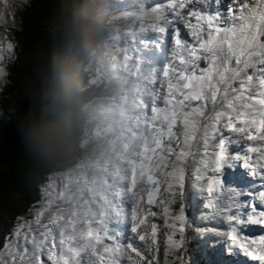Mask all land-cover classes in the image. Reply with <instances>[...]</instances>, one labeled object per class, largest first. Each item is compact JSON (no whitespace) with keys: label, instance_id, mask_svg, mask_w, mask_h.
Segmentation results:
<instances>
[{"label":"snow or ice","instance_id":"6c2138e0","mask_svg":"<svg viewBox=\"0 0 264 264\" xmlns=\"http://www.w3.org/2000/svg\"><path fill=\"white\" fill-rule=\"evenodd\" d=\"M152 10L150 30L161 40L174 21L187 32L182 37L175 29L165 63L150 69L149 85L157 87H148L135 128L99 172L65 185L54 198L64 207L45 205L35 228L22 238L15 234L2 264H160L157 220L167 229L163 264H170L189 226L183 204L172 208L187 182L211 172L207 191L214 194L223 189L219 174L226 167L264 178V0H168ZM237 141L252 143L236 150ZM196 156L200 167L193 173ZM240 207L225 233L229 251L264 264V234L242 231L264 227V209Z\"/></svg>","mask_w":264,"mask_h":264},{"label":"trees","instance_id":"16d2710c","mask_svg":"<svg viewBox=\"0 0 264 264\" xmlns=\"http://www.w3.org/2000/svg\"><path fill=\"white\" fill-rule=\"evenodd\" d=\"M18 18L16 50L0 86V253L18 218L42 200L50 175L82 153L86 107L101 86L88 73L69 75V41L109 29L95 0H74L62 14L56 0H26Z\"/></svg>","mask_w":264,"mask_h":264},{"label":"rangeland","instance_id":"374dc122","mask_svg":"<svg viewBox=\"0 0 264 264\" xmlns=\"http://www.w3.org/2000/svg\"><path fill=\"white\" fill-rule=\"evenodd\" d=\"M73 1L56 0L58 13L62 14ZM113 1L120 0H102L100 7L109 9L112 7ZM23 2L25 0H0V18L4 21L3 34L7 37L5 44L0 43L1 48H3V51H0V56L4 55L5 57L3 61H0V86L7 81L5 65L7 61L11 60V56L16 50L15 32L19 22V9ZM149 12L148 10L137 11L133 9L129 13L115 14L110 21L113 26L99 39L91 40L87 37H73L70 39L69 46L64 54L66 62L72 65L74 69L69 75L71 77H81V73H88L90 75L88 80L102 82L107 87L93 98L91 107L87 108L90 120L89 129L82 141V146L84 145L85 150L82 149V153L77 157V161L74 164L50 176L49 181L43 188L42 200L32 207L28 214L20 217L9 230L10 233L7 237L9 245L16 242L17 236L15 234L17 232L22 238L29 227H36L33 223L36 213L43 210L45 205L51 203L53 207H64L61 202L55 201L54 198L64 190L65 185L71 187L72 182L76 178L82 179L99 172L100 167L113 155L127 133L133 129V126L125 122L128 118L127 114L122 116L110 115L111 110H116L111 107V103H119L115 100L125 101L133 98L143 91L146 92L148 87H151L145 59L140 61V57L145 52L155 53V48L150 43L151 37L145 31L151 29V26L156 22V18L152 19L151 22H147L146 25L139 24L144 20V15ZM167 15L171 16V13H167ZM141 32L144 34L143 36H141ZM148 32H151V30ZM8 43L13 45L11 51L7 49ZM110 70L111 75H109ZM123 70H128V73L120 76L119 74ZM130 80L133 84H127ZM125 81L127 85L122 86ZM153 86L156 88L155 84ZM103 120L106 123H103ZM123 123L126 125L122 126ZM225 135H229V133H225ZM249 143L252 142L237 141L233 147L239 150L241 145L246 148ZM208 151L210 154L211 146H209ZM200 159V156L194 158L193 173H195L196 168L200 167L198 163ZM241 164L242 161H236V165ZM92 167H96V171L91 170ZM241 172L242 176H247L248 170L241 166L226 167L219 174L224 181L223 189L214 194H210L207 191V179L213 175L211 172L205 174V179L197 180L193 178L186 183L185 196L181 204L184 206L189 226L183 234L182 248L179 252L170 254L174 258H172L173 261L171 262V257L169 256L170 264H173V262L174 264H180V261H183V264H214L216 259L214 254L218 255L216 251L221 254L222 251L226 252L228 260H230L232 254L239 251L238 249L229 251L228 245L230 242L226 235L217 236L209 229L219 230L223 233L229 232L232 225L229 218L234 213V210L228 208V205L232 206L233 203L238 201L239 204L249 202L247 195L251 191L248 188L242 191L238 186H249L254 184V182L240 179L239 175H241ZM252 177L255 178V176ZM232 189L236 192H242L245 199L243 200L242 197V199L239 198L240 200L234 201V197L237 198L241 195H234L233 191H231ZM179 199L178 197L176 204L172 206L174 211L179 209ZM42 223H47V221L42 219ZM157 223L160 225V264H163V233L167 229L163 227L162 220H157ZM176 238H179V234ZM21 243H23L22 239ZM176 257H179L180 260L176 259ZM4 259H6V250L2 256V262ZM257 263L259 264L258 261Z\"/></svg>","mask_w":264,"mask_h":264},{"label":"bare ground","instance_id":"6f19581e","mask_svg":"<svg viewBox=\"0 0 264 264\" xmlns=\"http://www.w3.org/2000/svg\"><path fill=\"white\" fill-rule=\"evenodd\" d=\"M5 1V0H4ZM128 1H133V0H128ZM14 12V11H13ZM3 26H4V21L3 22H0V43L1 44H5V40H6V38L7 37H5L4 36V32H3ZM149 34H147V35H153V36H156L157 35V33L156 32H148ZM167 47H168V45L167 46H165V50L167 49ZM0 51L2 52L3 51V48H1V46H0ZM165 55H166V52H165ZM4 55H1L0 56V61H3L4 60ZM161 62H165V57L163 58V60H161ZM155 86L157 87V85L155 84ZM137 109H139V108H137ZM133 121H132V119H129V123H132ZM131 125V124H130ZM239 142V141H238ZM236 163V162H235ZM101 168V167H100ZM96 169V167H92L91 168V170H95ZM241 175H242V172H241ZM257 176H259V175H257ZM239 188H241V190L242 191H244L245 190V188L247 189L248 188V185H246V186H242V185H240V186H238ZM257 198V197H256ZM234 205H235V203H234ZM263 205V204H262ZM229 207L228 208H231L232 206H230V204L228 205ZM259 227H261V226H259ZM238 252V251H237ZM216 253H218V255H216V254H214L215 255V257H216V259L217 260H222V254L221 253H219L218 251H216ZM241 264H257V261H253V262H251V261H248L247 260V258L246 257H244V256H241Z\"/></svg>","mask_w":264,"mask_h":264}]
</instances>
